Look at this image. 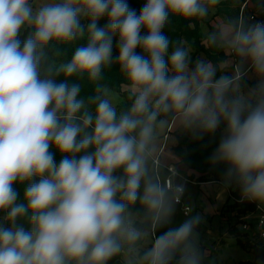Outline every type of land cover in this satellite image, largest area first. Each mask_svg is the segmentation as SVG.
I'll return each mask as SVG.
<instances>
[{"label":"clouds","instance_id":"1","mask_svg":"<svg viewBox=\"0 0 264 264\" xmlns=\"http://www.w3.org/2000/svg\"><path fill=\"white\" fill-rule=\"evenodd\" d=\"M222 3L0 0V264H204L199 214L157 234L186 191L175 133L220 131L210 163L264 210V21L216 16L207 31ZM170 17L201 22L229 59L192 66L189 41L163 33ZM113 65L118 88L102 82Z\"/></svg>","mask_w":264,"mask_h":264},{"label":"trees","instance_id":"2","mask_svg":"<svg viewBox=\"0 0 264 264\" xmlns=\"http://www.w3.org/2000/svg\"><path fill=\"white\" fill-rule=\"evenodd\" d=\"M129 6L136 10L137 14H139L145 0H127ZM264 4V0H223V3L218 6L217 11L214 15H212L211 20L214 19L216 16H236L240 12L244 13L247 17H254L258 10L257 5ZM85 23H87L85 21ZM107 23L106 18L101 19L99 21V26H104ZM188 21L182 20L177 17H170L169 23H167L163 29V33L169 38L171 42L179 41L180 39L184 38L189 41L192 45V66H194V61L197 60L199 57H202L206 60H211L213 63H219L221 60H225L227 57L222 51H217L214 49L207 48L202 43V32H201V22L194 21L196 27L194 29L188 28ZM211 23H207V31L212 30ZM146 34L142 30V35ZM27 35V32H22L21 39L23 40ZM116 39L114 37L113 40V56L118 54V50L115 47ZM79 44H86L85 40L79 42ZM75 45L68 46V56L70 57L72 51L74 50ZM141 50L137 49L139 53ZM169 51H172V45L170 44ZM226 74L221 73L220 71L217 72V75ZM58 79H63L58 78ZM103 83L108 84L113 88H118L119 84L123 82L122 77L119 75L118 66L113 65L111 69H108L104 72V80ZM82 92L81 96H88L91 95L94 88L93 85L88 84L86 81L82 82ZM177 137V143L175 146L172 147V151L179 156L180 162L183 165L191 170L189 177L196 178L199 182H206L209 180L213 181H224V172L226 169L225 165H216L213 166L210 161L209 157L211 156L212 152L218 145L220 139V131H217L215 136H205L203 140H193L188 134H179ZM54 158L56 159L57 163L62 158L61 155L53 149ZM198 175H195V174ZM17 191L20 193V198L22 199L24 185L17 184L15 185ZM229 195L234 200V206L237 212H245L247 210L252 211L255 209V204L250 203L247 201H241L240 190L239 187L235 184L228 186ZM169 225L161 228L158 231V235L167 230ZM238 243H241L238 240ZM253 257L256 259L264 260V247H254L251 249Z\"/></svg>","mask_w":264,"mask_h":264},{"label":"rangeland","instance_id":"3","mask_svg":"<svg viewBox=\"0 0 264 264\" xmlns=\"http://www.w3.org/2000/svg\"><path fill=\"white\" fill-rule=\"evenodd\" d=\"M211 17L212 14L203 21V28L206 30ZM201 32L203 34L202 27ZM179 134L175 133L176 136ZM174 163L187 183L182 203L176 206L169 227L177 226L187 218L189 213L183 209L188 206L192 215L199 214L203 218L196 231L201 249L207 252L204 264H264V260L253 257L252 248L264 247L255 241L253 232L252 235L243 231V235L232 232L235 206L224 181L199 182L196 178L189 177L188 170L181 169L180 161Z\"/></svg>","mask_w":264,"mask_h":264},{"label":"built area","instance_id":"4","mask_svg":"<svg viewBox=\"0 0 264 264\" xmlns=\"http://www.w3.org/2000/svg\"><path fill=\"white\" fill-rule=\"evenodd\" d=\"M251 21H264V11H258ZM181 203L182 199L179 204ZM188 209L189 207L185 206L183 210L187 212ZM262 218H264V210H261L255 204V209L251 213L240 217L237 223L242 229L253 232L255 241L264 245V225H261Z\"/></svg>","mask_w":264,"mask_h":264},{"label":"crops","instance_id":"5","mask_svg":"<svg viewBox=\"0 0 264 264\" xmlns=\"http://www.w3.org/2000/svg\"><path fill=\"white\" fill-rule=\"evenodd\" d=\"M216 18V17H215ZM215 18L214 19H212L211 20V24H213V22H214V20H215ZM252 22V21H251ZM200 58H202V57H199L198 59H200ZM226 59H229V57H227ZM196 61V60H195ZM195 61H194V63H195ZM233 71V69L231 68V67H229V68H227V69H225L224 70V73H226V74H231V72ZM250 75V77H252V74L250 73L249 74ZM246 83L248 84V85H252V84H254L255 83V78L254 77H252V78H250V79H248L247 81H246ZM170 155V154H169ZM173 159V162H178V161H180V160H176L175 159V157H173L172 158ZM182 163V162H181ZM181 163H179V166L181 167V169H183V170H188L190 173H191V170L190 169H187L184 165H183V163H182V165H181ZM207 182V181H206ZM210 182V181H209ZM213 182V180H211V183ZM215 183V182H214ZM223 183V182H222ZM253 211V210H252ZM252 211H249V210H247V211H245V212H237L236 211V209H235V207H234V211H233V216H234V221L232 222V224H231V226H232V232L233 233H240V235H243L242 234V231L243 232H249L250 233V235H252V232L251 231H248V230H244V229H242L241 227H240V225L237 223V221L239 220V218L240 217H242V216H244V215H247L248 213H251ZM211 214V213H210ZM208 216H210V215H208Z\"/></svg>","mask_w":264,"mask_h":264}]
</instances>
